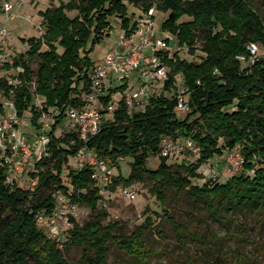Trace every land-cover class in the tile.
I'll use <instances>...</instances> for the list:
<instances>
[{"label":"trees","instance_id":"16d2710c","mask_svg":"<svg viewBox=\"0 0 264 264\" xmlns=\"http://www.w3.org/2000/svg\"><path fill=\"white\" fill-rule=\"evenodd\" d=\"M129 5L143 12L155 7L168 14L162 28L177 37L179 48L196 56L201 47L199 62L181 59L178 53L168 60L172 77L165 88L171 93L174 77L181 74L190 91V110L178 118L176 100L170 95L156 96L144 113L129 115L122 106L88 142L76 132L58 137L63 111L86 106L82 95L89 89L88 74L96 63L91 54L111 36V18L120 19L127 33L136 29ZM69 13L76 16L71 18ZM39 15L44 33L23 39L28 50L13 66L23 70L18 83L10 85L0 79V94L13 99L20 118L31 112L35 127L43 111L62 113L49 132L50 155L29 172L32 180H37L32 189L8 182L9 168L0 153V264H71L65 257L71 247L83 249L86 264H108L112 247L141 263L149 257L146 236L155 221L148 217L130 236L116 235L119 223L105 224L109 214L102 207L104 196L91 178V168L73 169L70 165V159L85 146L112 168L132 158L130 176L114 177L111 192L147 178L154 183L153 192L162 205L167 204L172 191L195 202L204 199L211 209L226 200L240 207L258 203L264 209V61L243 67L237 60L247 53L249 44L264 50V17L255 0H60L58 6ZM185 17L189 20L183 21ZM35 97L44 100L43 108L34 106ZM181 135L200 147L201 157L195 163L171 164L160 156L163 139ZM234 149L244 157L246 171L254 175H236L228 183L210 180L202 187L194 184L204 165ZM153 157L160 159L155 170L148 168ZM59 194L91 211L82 226L72 219L73 227L62 243L48 237L37 223L39 215L54 212ZM167 217L176 235L188 234L169 213ZM182 264L196 262L186 255Z\"/></svg>","mask_w":264,"mask_h":264},{"label":"rangeland","instance_id":"374dc122","mask_svg":"<svg viewBox=\"0 0 264 264\" xmlns=\"http://www.w3.org/2000/svg\"><path fill=\"white\" fill-rule=\"evenodd\" d=\"M70 2L72 0H63ZM259 13L264 17V0H255ZM60 0H1L0 1V25H7L11 33L9 38L10 50L17 57L28 50V45L23 39L41 37L44 33L41 11L52 6H58ZM10 11L11 19L7 20V12ZM129 14L135 15L134 21L143 15V11L129 5ZM71 18L76 13H69ZM168 14L157 12L155 17V30L158 36L168 39L172 55L178 53L181 59L199 62L198 55H201L200 48L196 56L191 55L187 48H179L177 37L168 31L163 30V23ZM189 20L187 17L183 21ZM113 31L111 36L98 45L91 56L94 59H101L106 53L111 41L115 45L120 43L119 35L122 32L121 21L118 18H111ZM33 68L37 71V62L33 63ZM18 72L13 71L9 79L16 84ZM181 80V79H180ZM120 82L115 85L119 86ZM160 88L163 85H159ZM158 86V87H159ZM35 90V87L32 89ZM44 100L35 97L34 106L43 108ZM184 115L178 114V118ZM32 114L27 112L20 126L23 134L31 141L36 134V127L32 125ZM51 123V122H50ZM70 132L67 122L58 128L56 135L65 136ZM185 138L182 135L176 139ZM179 159L178 161H180ZM175 161V160H174ZM174 161H168L174 164ZM132 158H126L119 162V168L114 167L115 177L122 175L128 178L131 174ZM245 161L236 172L228 161L227 153L222 157H215L204 165L199 173L200 178L194 179V184L202 187L210 181L207 176L208 171L214 169L218 171L217 183H228L236 175H254V172H247ZM73 169H79L76 159H70ZM160 159L153 157L148 161V168L157 169ZM33 167L29 166L23 180H18L16 184L21 188L32 189V178L29 172ZM67 173L65 174V176ZM65 185L66 177H64ZM129 188L136 193L135 200H129L123 196L121 189ZM154 183L145 179L141 183H135L129 187L120 186L115 192L109 191L104 196L102 207L109 214V223H119V230L116 235L130 236L148 217L155 223L154 228L146 236V247L150 252L144 263L138 258L130 257L111 248L108 264H182L186 255L196 262V264H264V209L258 203L239 206L235 202L225 201L220 205L218 202L214 209L201 199L198 202L188 195H176L169 191L170 198L166 205H162L156 194L153 192ZM174 218L188 233L176 235L173 225L167 214ZM91 211L87 207L79 206L75 221L82 226L90 219ZM263 223V225L261 224ZM49 237V235L47 234ZM64 237V236H63ZM66 259L71 264H86L83 260L84 252L80 247H71L65 252ZM33 264V263H31Z\"/></svg>","mask_w":264,"mask_h":264},{"label":"built area","instance_id":"2783aa9c","mask_svg":"<svg viewBox=\"0 0 264 264\" xmlns=\"http://www.w3.org/2000/svg\"><path fill=\"white\" fill-rule=\"evenodd\" d=\"M156 14L155 7L143 12L132 33L122 30L119 35L120 43L109 47L101 59L95 60L96 63L88 74L89 89L82 95L86 106H70L63 111L64 121L67 122L70 132L78 133L83 141L88 142L96 136L101 131L103 122L113 120L122 106L129 115L144 113L156 96H172L176 100L177 114L183 115L190 110V91L181 74L174 77L171 93L165 88L172 77L168 60L173 55L168 39H163L156 33ZM10 19L11 13L8 11L7 20ZM10 35L8 26L0 25V79H5L10 85H17V78L16 84H13L9 77L13 71L19 75L23 70L13 68L17 56L10 50ZM237 60L243 67L252 66L264 61V50L257 44H249L247 53L239 55ZM215 72L218 73V70ZM118 82L119 86L115 85ZM160 84L163 85L162 88ZM124 86L121 91L119 88ZM115 89L119 90L113 93ZM12 94L13 91L10 95ZM107 98L109 101H106ZM61 113L56 109L43 111L38 120L37 132L30 141L20 129L24 117H19L15 102L10 96L0 94V153L4 164L9 168V183L15 184L18 180H23L29 166L34 170L36 162L50 155L49 132ZM160 149V156L167 158L169 162L175 160L174 164H192L201 157L200 147L190 138H165ZM227 155L233 171L237 172L245 161L244 157L237 149ZM74 159L79 169L85 166L91 168V178L97 183L101 195L106 196L115 177L113 168L88 146ZM179 159L181 160L178 161ZM207 176L216 182L219 174L211 169ZM36 184L37 180H32L33 187ZM121 191L127 199H136L133 190L123 188ZM78 208L65 195L59 194L54 212L39 215L38 226L51 239L62 243L73 227L72 219H75Z\"/></svg>","mask_w":264,"mask_h":264},{"label":"crops","instance_id":"0c3cea01","mask_svg":"<svg viewBox=\"0 0 264 264\" xmlns=\"http://www.w3.org/2000/svg\"><path fill=\"white\" fill-rule=\"evenodd\" d=\"M107 47H108V48H109V47H115V42L111 41V43L108 44ZM107 50H108V49H107ZM107 50H106V52H107ZM91 57H92V56H91ZM102 57H103V56H102ZM102 57H101V58H102ZM92 59H93V60H97V59H94L93 57H92Z\"/></svg>","mask_w":264,"mask_h":264}]
</instances>
